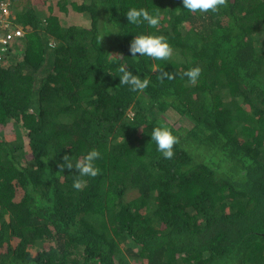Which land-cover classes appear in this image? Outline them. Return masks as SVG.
<instances>
[{"label": "trees", "instance_id": "16d2710c", "mask_svg": "<svg viewBox=\"0 0 264 264\" xmlns=\"http://www.w3.org/2000/svg\"><path fill=\"white\" fill-rule=\"evenodd\" d=\"M52 1L11 0L25 36L0 65V264H264V0L200 14ZM133 7L160 25L129 23ZM140 34L167 37L172 57H131ZM120 65L149 86L120 84ZM160 125L178 137L170 159L151 141ZM92 148L100 172L76 189L59 164Z\"/></svg>", "mask_w": 264, "mask_h": 264}, {"label": "clouds", "instance_id": "9594fccd", "mask_svg": "<svg viewBox=\"0 0 264 264\" xmlns=\"http://www.w3.org/2000/svg\"><path fill=\"white\" fill-rule=\"evenodd\" d=\"M9 2L11 12V0ZM226 0H182L183 10L190 13H208L216 12L220 6L224 5ZM13 15V14H12ZM129 23L134 25H140L145 21L147 24L156 28L161 23V17L157 14H152L146 8H129L126 13ZM112 33H118L116 30H111ZM104 34L101 33L97 36L98 42L104 38ZM129 53L131 57H149L155 60H166L172 57L173 47L169 43L167 37L164 35L154 34H140L135 35L129 45ZM139 54V56L137 55ZM10 61V60H9ZM8 61V62H9ZM153 70L160 71V79L163 81L173 80L176 77V73H170L162 69H157L153 66ZM119 80L122 85H129L132 91L142 92L149 86V79L147 76L143 78L139 74H134L129 71L124 65H120L118 68ZM202 68L200 66H193L183 72V77H187L188 82L196 83L200 78ZM151 141L156 144V149L160 152L164 158L170 159L174 156V146L178 143V137L174 134L172 129L166 125L155 126L151 131ZM100 150L92 148L87 151L81 159H75L74 156L65 155L63 157L64 163L59 164L61 169L67 168L72 170L75 168L78 171V176L73 182V186L76 189H80L86 180L84 177H96L100 169L97 166V161L101 158Z\"/></svg>", "mask_w": 264, "mask_h": 264}, {"label": "built area", "instance_id": "2783aa9c", "mask_svg": "<svg viewBox=\"0 0 264 264\" xmlns=\"http://www.w3.org/2000/svg\"><path fill=\"white\" fill-rule=\"evenodd\" d=\"M9 2L0 0V65L8 62L25 36L24 30L15 24Z\"/></svg>", "mask_w": 264, "mask_h": 264}, {"label": "rangeland", "instance_id": "374dc122", "mask_svg": "<svg viewBox=\"0 0 264 264\" xmlns=\"http://www.w3.org/2000/svg\"><path fill=\"white\" fill-rule=\"evenodd\" d=\"M44 0H40V3H43ZM45 4H43V12H46V9H48V5H52L54 6V2L52 0H45ZM57 8V7H56ZM55 8V9H56ZM55 13L57 14V16L62 20V22L65 24V25H70V24H75L78 22V24H82V23H87L86 19H84L78 12L76 11H70L69 14L65 16V14L63 13H59L56 9ZM128 259V262L129 264H139V263H136L132 260V258H127Z\"/></svg>", "mask_w": 264, "mask_h": 264}]
</instances>
